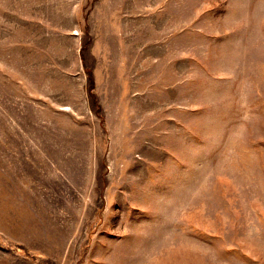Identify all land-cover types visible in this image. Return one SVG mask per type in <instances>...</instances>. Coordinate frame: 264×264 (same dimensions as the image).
I'll return each instance as SVG.
<instances>
[{"label":"rangeland","instance_id":"1","mask_svg":"<svg viewBox=\"0 0 264 264\" xmlns=\"http://www.w3.org/2000/svg\"><path fill=\"white\" fill-rule=\"evenodd\" d=\"M0 264H264V0H0Z\"/></svg>","mask_w":264,"mask_h":264}]
</instances>
